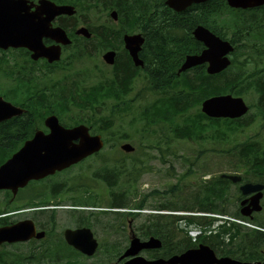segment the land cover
I'll return each instance as SVG.
<instances>
[{"label": "trees", "instance_id": "trees-1", "mask_svg": "<svg viewBox=\"0 0 264 264\" xmlns=\"http://www.w3.org/2000/svg\"><path fill=\"white\" fill-rule=\"evenodd\" d=\"M165 1L72 0L73 4L82 8L84 10L83 13L88 15L98 12L108 15L111 10L116 9L120 15L119 20L121 21L123 32L139 31L146 34L144 52H147L155 60L151 62L150 66L152 67L151 73L153 77L151 78L152 86L150 92H153L151 97H146L144 94L139 93L131 97L134 84L121 83V90L108 89L106 91L102 88L101 90H89L88 94H80V96L88 97L87 102L81 109L78 108L79 100L77 94L79 93L73 94L64 107L58 106L54 108L52 106L47 108L34 106L32 110L28 107L27 119L32 111L40 110L41 114L38 116H41V124H44L45 118L51 112H54L64 124L69 126L78 123H86L93 126L105 124L104 135L106 140L114 141L118 146L121 141L128 140L129 137L125 134V131L120 133L119 129H115L116 120H125L130 118V116L141 117L147 123L142 128L144 134H151L158 140L161 131L159 126L164 124L168 126L169 130L178 134L180 139L198 144L197 157L205 154L201 149L202 147L205 148L207 144L214 150H216L214 145H228L236 140L238 134L244 135L248 128L255 123L260 124L261 129H263L264 6L252 13L245 11L236 13L227 6L226 0H207L197 6L189 7L182 14H176L174 10L165 6ZM156 6L160 7V9L157 10ZM225 9L230 12L226 20L223 16ZM91 19L90 23L94 25L95 19L89 15V20ZM200 23L223 38L229 39L234 44L235 51L233 53L232 66L212 76L208 75L203 67H199L194 69L192 74L187 72L183 74V77L178 78L176 71L185 57L190 54H198L204 48L192 35L193 28ZM100 25L103 29L102 34L108 35V26ZM94 26H97V24ZM107 48L117 49L118 46L109 42ZM78 60L72 55L68 61V66ZM225 93L243 97L256 93L259 96L257 103L253 105L255 112L249 115L250 121L247 119H244V122H240V120L233 119L209 118L201 111L200 107L203 100L210 96ZM147 98L150 101H144ZM99 106L102 107V110ZM77 109H80L84 114L77 115L79 113ZM132 110H138V112H132ZM104 112L109 115H105ZM103 119H106L105 122ZM97 132L102 133V130H97ZM235 143H233L234 145L232 144V153L237 156L248 158L264 157V140L257 143L253 139L249 140L247 138L245 143ZM159 150L163 151L162 148ZM221 151L228 152L226 149ZM109 161L112 162L113 159L105 158L99 160L97 158L94 160L96 167L100 166L97 174H93L96 182L106 175L115 174L120 169V166L125 165L124 162L123 164L118 163L116 166L119 167L114 169L108 165ZM256 165L259 164L255 160L245 164V166L250 167ZM78 171L82 177L85 176L83 167H78ZM186 173L191 174V168ZM186 173L183 176H186ZM209 191V193L203 191V195L195 194L192 198L193 204L178 205L176 200L179 199V194H177L170 198L168 197L165 202L166 205H161L160 207L170 210H192L196 207L203 209L202 207L204 206L212 205V207H219L223 212H226L223 210L222 202H225L223 197L228 191V184L219 179L213 191ZM163 193L168 194L167 191H164L160 193L161 196ZM121 199L126 200L128 198L127 196H121ZM220 209L213 211H220ZM160 217V219L153 220V226L155 236L164 241L163 255L169 252H172V254L181 252L182 244L190 240L177 228L178 217ZM144 223L146 226L149 225L147 220ZM164 224L169 226V235L161 232V227ZM106 231L120 232L121 227L115 228L114 225L110 226L107 223ZM177 232L181 234V236L179 235L181 243L172 246L169 244V239L173 240ZM113 245L116 249L119 247L117 243ZM117 250L119 251V249ZM222 251L227 252L225 249ZM157 252H160V250ZM60 257L62 256L56 253V250L51 245L44 247L35 246L25 254L24 264H62L64 259L56 262ZM0 264L17 263L14 260L12 261L11 258L7 261L5 255H2Z\"/></svg>", "mask_w": 264, "mask_h": 264}, {"label": "flooded vegetation", "instance_id": "flooded-vegetation-1", "mask_svg": "<svg viewBox=\"0 0 264 264\" xmlns=\"http://www.w3.org/2000/svg\"><path fill=\"white\" fill-rule=\"evenodd\" d=\"M25 1L26 4L20 8L29 13L31 17H35L38 5L42 6V0ZM50 3L55 7L64 5H72V7H75L71 0H50ZM109 16V14L100 15L94 24H97V26H94L90 23L92 20H86L87 17L77 10L73 15H56L51 20V26L65 29L68 32V36L73 41L70 46H62V59L58 63H50L45 58L33 60L31 51L23 47H9L8 49L0 47V97L16 107L27 110L23 115L12 116L0 121V159L7 157V160L10 158L16 150L22 148L28 140L32 139L36 132L44 131L45 133H49V128L45 124H41V116H38L41 114L40 110L32 111L27 119L26 114L29 108L32 110L34 106L47 108L54 107L55 105L64 106L67 105V100L72 98L73 94L79 93L77 97L80 98V94H88L89 90H101L102 88L106 91L108 89L121 90V81H123L122 84H134L136 88L141 90L139 94L150 92L152 86L151 78H153L151 73L152 67L150 66L151 62H154V60L146 52L141 51L139 55L142 59H140L141 63L136 64L133 57L126 50L124 41L121 38L119 21H114L111 16L110 20L108 18ZM100 24L108 26V35L102 34L103 29ZM14 27L15 26L10 24L9 19L4 21L0 18L1 35L5 34L8 30L20 33L24 31V29H17ZM83 27L90 29L91 34L89 36L76 34ZM109 42L111 44H116L118 48L108 49L107 46ZM44 43L47 46L55 44L54 41L48 38L44 39ZM83 49H91L92 53L88 56H84L80 53L78 56V52ZM108 51L115 52L114 65H108L104 59V55ZM67 52L68 54H66ZM72 55L75 56V58L83 57L91 61L92 65L90 66L91 71L89 74L85 73L84 76L82 75L77 78L73 74L65 75L62 70L58 69L60 67L66 68L67 70L74 68L66 66V61L69 60ZM71 65L72 64L69 66ZM131 93H133V90ZM6 160H2L0 164L2 165ZM239 160L252 161L255 159L241 158ZM257 160L260 165L250 168L243 167V172H239L242 175V181L235 184L238 191V196L235 197V203L239 210H241V202L250 197L242 196L240 186L246 182L264 184V158ZM77 166L79 165L72 166L62 172L49 175L42 179L30 180L26 185L19 186L16 189H1L0 228L26 220L28 213L41 214L45 212L43 206L67 204L68 202H61L55 198L59 193H64L65 191H67V194H70L80 188V190L75 193L77 196L76 203L86 205L84 199L86 193L85 187L87 185L86 181L93 175L90 172L93 168L85 166V176L82 177L80 174L76 176L75 172L72 171ZM248 176L251 177V180H248ZM52 197L54 199H52ZM155 199H157L158 204H164L165 196H158L156 198L150 196L147 201H140L139 204L154 202ZM101 201L103 200L97 197L90 201V203L97 205ZM262 202V212L260 214H253L251 217L254 222L264 227V198ZM62 208L63 207H57L55 211L59 214L65 212V210H61ZM64 214L66 216L65 220L70 222V226H65L63 231L58 230V233L55 234V238L63 239L64 241V232L66 228H92L95 230L97 229L95 227L96 225L103 223V218L98 214H93L84 210H74ZM99 214L101 215V213ZM139 216L142 215L134 214L127 218L126 224L124 221H120V225L117 226L121 227V232H125V237L128 238L129 242L134 233L140 236L142 240H147L152 237L150 235H154L153 226L148 228L138 224L137 219ZM166 231V229H162L161 232L166 233ZM247 232L249 234L254 233L251 229H248ZM148 233L151 234L146 238L144 235ZM177 239L178 237H175L172 240L171 244L174 242L173 246H176ZM5 246L12 245L10 243H4L0 248L4 249ZM232 250L236 254H232V257L238 260H241V257L237 255L248 256V258L254 260H264V239L260 241V247L256 249L255 252H250L249 246H239L237 242L232 244ZM99 252L100 247L95 255H98ZM3 253L10 255L11 252L6 250ZM143 253L148 257L155 255L154 251L144 250ZM102 255L103 257L107 256L106 254ZM94 256H92L91 261H89V256L76 251V256L70 255L64 261V264H122L124 262V260H120V255L116 260H113L116 257V255H114L112 258L100 259L97 262H94ZM63 259V257H60L56 262Z\"/></svg>", "mask_w": 264, "mask_h": 264}, {"label": "water", "instance_id": "water-1", "mask_svg": "<svg viewBox=\"0 0 264 264\" xmlns=\"http://www.w3.org/2000/svg\"><path fill=\"white\" fill-rule=\"evenodd\" d=\"M205 0H169L170 6L177 11L186 8L195 2ZM229 4L235 8H250L264 5V0H228ZM25 0H0V18L4 21H10L12 26L17 29H24L23 32L7 31L0 34V47H27L32 51V57L38 59L46 57L50 62H54L61 57V44L69 45L72 43L67 32L61 27H52L51 20L56 15L76 13L75 7L71 5L55 7L48 0H42L38 5L36 16L31 17L29 13L21 9ZM113 19L118 20L117 11L111 13ZM37 19V20H36ZM89 36L90 29L81 28L78 32ZM195 38L206 46L201 55L188 56L186 62L179 69V73L195 65L208 62L209 72L217 73L226 69L231 60L228 57L234 49L231 44L224 41L219 36L203 26H197L193 32ZM44 38L52 39L56 44L46 46ZM126 49L133 56L136 64L141 63L138 53L142 49L145 39L140 34L125 35ZM115 58L114 51H108L104 59L108 64H113ZM249 107L245 104L243 98L233 97L232 95L214 97L207 99L202 104V110L209 117L214 118H240L245 115ZM22 110L15 109L13 106L0 98V121L8 119L13 115L21 114ZM46 125L50 128L49 134L38 131L35 137L26 143V145L16 153L10 160L0 167V188L13 187L15 184L27 183L32 178L44 177L54 173L64 167L78 163L82 159L99 151L103 147L101 135L91 136L89 129L84 125L65 128L59 122L56 116L46 119ZM78 141V143L76 142ZM126 151H133L130 144L122 146ZM226 177V175H222ZM233 182L241 180V176H228ZM262 185L247 183L242 186L241 191L245 195L253 191L262 190ZM261 193L244 202L245 205L250 201V206L259 210ZM247 213L246 211H243ZM45 232L36 233V227L32 221L23 222L11 227L0 229V243L3 241L17 242L28 241L33 237L43 238ZM65 239L68 244L76 247L88 256L96 253L99 242L95 238L90 228L77 230L68 229L65 231ZM162 246V242L151 237L148 241H141L137 236H133L129 248L121 256L122 259H128L123 264H239V261L229 257L218 258L214 251L208 246H200L196 249L176 254L168 259L163 257L148 259L140 255L145 249H157Z\"/></svg>", "mask_w": 264, "mask_h": 264}, {"label": "rangeland", "instance_id": "rangeland-1", "mask_svg": "<svg viewBox=\"0 0 264 264\" xmlns=\"http://www.w3.org/2000/svg\"><path fill=\"white\" fill-rule=\"evenodd\" d=\"M167 2V0H166ZM165 2V6L170 9V7ZM157 10L160 9V7H155ZM95 15V14H94ZM95 16L100 17L99 14H96ZM87 18L86 20H88ZM68 54V52L66 53ZM92 65L91 61H89L88 66ZM82 66H76L74 69H81ZM72 73V72H70ZM94 73V72H93ZM65 74L69 75V72H65ZM176 74L179 75L178 69L176 71ZM183 76H180V78ZM60 80V79H58ZM93 81V80H92ZM146 84V83H144ZM138 89V88H137ZM139 90V89H138ZM136 91V87H135ZM137 93V92H136ZM250 97L248 100L246 99V102H249ZM254 111V110H253ZM131 118H127L125 120H117L115 129H119L121 131H135V128L130 126ZM260 130L259 126H252L251 129L246 131V135H253L254 133L258 132ZM246 139V136H238L235 141ZM231 143L225 146H216V148L220 149L223 147H230ZM210 147V146H209ZM198 146L195 144H192L190 142L184 141V140H172L169 144L168 149V155L167 161L163 162L159 156L160 152L155 148H142L140 151V154L138 155L139 158H142L144 162L147 164V166L150 168L151 177L155 180V184L158 183V186L161 188H169L171 190V187L176 184L177 180L180 179L178 186L175 187V194H180V197H186L193 194L195 191H197L199 184H201L203 178L207 177L209 178L212 174H215V177L219 175V173L226 172L231 168L230 161L226 160L227 155H222L219 153H208L205 159H197V151ZM193 164V169L196 171L193 175H187L183 176L184 173L187 172L189 165ZM183 176V177H182ZM146 178V176L144 177ZM234 190V188H232ZM172 194L170 193V196ZM232 197H234L233 193L231 194ZM178 201L179 203H182V200ZM42 225L47 226L43 222H39L38 227L41 228ZM58 227V228H57ZM60 225L56 223L55 230L59 229ZM54 230V231H55ZM99 241L102 242H110L114 243L116 240H118L117 236H112L108 233V231L100 232L99 231ZM108 235V236H107ZM103 236H107L105 240H103ZM48 240H32L28 243L30 244H22V246H5L4 249L8 250L10 252L15 251L14 253L18 251L28 252L30 251L34 246H39L40 243L46 242ZM112 250H116L114 245H111ZM63 252L65 254L74 255L76 253V250L73 248H63ZM112 252V251H111ZM3 252H0V255H2ZM100 258H103V247L101 248L100 252ZM13 259V257H12Z\"/></svg>", "mask_w": 264, "mask_h": 264}]
</instances>
